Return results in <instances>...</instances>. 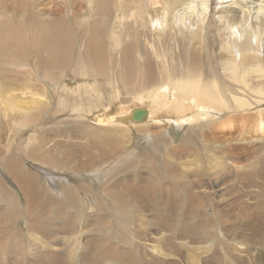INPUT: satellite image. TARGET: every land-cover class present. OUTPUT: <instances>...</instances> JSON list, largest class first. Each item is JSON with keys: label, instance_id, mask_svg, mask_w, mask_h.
I'll return each instance as SVG.
<instances>
[{"label": "bare ground", "instance_id": "bare-ground-1", "mask_svg": "<svg viewBox=\"0 0 264 264\" xmlns=\"http://www.w3.org/2000/svg\"><path fill=\"white\" fill-rule=\"evenodd\" d=\"M104 1L97 15L99 5L91 10V0H28L32 25L0 26V203L6 194L19 203L13 215L0 204V234L6 236L0 239V263L104 264L102 247L111 243L106 249L116 250L119 261H126L123 256L128 254L135 264H219L222 259L213 255L210 245L206 250L197 246L198 252L192 241L177 237L171 223V233L165 234L162 223L156 226L158 233L146 232L148 221H139L138 216L147 215L149 200L166 210L164 203L177 204L175 211L182 216L187 208L181 205L186 202L192 214L194 206L201 205L199 215H208L207 204L216 217L225 211L237 217H264V157L254 164L241 161L249 149L264 151V143L249 147L231 144L224 135L205 139L203 133L212 124L208 122L226 112L264 104V0ZM16 3L23 6V1ZM139 108L147 110L142 121L131 118ZM49 111L57 118L32 131L31 124ZM58 119L60 127L55 126ZM255 121L251 128L263 134L264 121ZM187 127H201L202 133L186 139L191 137L187 129L180 145H174L175 131ZM25 137L27 144L21 146ZM137 139L144 142L137 144ZM139 147L146 150L141 154L147 160L143 167L129 157ZM199 151L211 152L210 159L203 162ZM79 154L87 158L75 162ZM58 170H96L110 179L102 187L94 186L90 173L82 184L63 188L60 180L54 184L49 178L47 188L56 191L46 194L47 174L66 177ZM161 174L170 179L168 183H162ZM83 194L93 207L84 204ZM45 199L48 209L42 207ZM71 206L73 212L66 211ZM156 210L161 214L155 211L153 218L167 220L161 219L168 215L166 210ZM20 218L30 240L13 224ZM56 219L64 224L57 227ZM80 220L92 226L80 229ZM142 225L146 229L141 230ZM60 229L76 234L63 259L59 242L51 239ZM108 234L115 242L106 241ZM227 241V263L249 261L257 253L254 249L257 255L260 252L258 264L264 260L259 248H252L255 254L249 255V246L236 239Z\"/></svg>", "mask_w": 264, "mask_h": 264}, {"label": "rangeland", "instance_id": "rangeland-1", "mask_svg": "<svg viewBox=\"0 0 264 264\" xmlns=\"http://www.w3.org/2000/svg\"><path fill=\"white\" fill-rule=\"evenodd\" d=\"M3 0H1L0 1V4H2V5H0V26L2 25V26H6V27H12V28H15L16 29V27H18L19 25L20 26H25V25H32V23L33 22H31L32 21V19L30 18V17H28V12L29 11H31V9H33V7H31V5L29 6L28 5V0H26L27 1V3L25 2V0H16V1H14V0H4L3 2H2ZM23 1V6L22 5H17V3L16 2H18V4H21V2ZM39 1V0H38ZM40 1H44V0H40ZM56 1V0H55ZM57 1H61V2H63L64 3V1H66V2H68V0H57ZM14 2H15V4L17 5V6H15V4H14ZM100 2V3H99ZM108 2H112L111 0H108ZM11 3H13V4H11ZM27 4V6H26V4ZM38 3H40V2H38ZM42 3V2H41ZM11 4V5H10ZM95 4H98L99 5V10L97 11V12H95L97 15H100L101 14V7H104L105 5H106V3H105V1L104 0H91V2L90 3H88V6H90V8H91V10L93 9V6L95 5ZM5 5H10L9 7H6ZM3 6H5V8L3 7ZM20 6V7H19ZM22 6V7H21ZM27 8H26V7ZM31 8H29V7ZM1 7H3V8H1ZM18 7V8H17ZM9 8V9H8ZM12 8L15 10V8H16V11L17 10H19V12L17 11H15L14 12V10H12ZM22 8V9H21ZM11 9V10H10ZM29 11H28V10ZM8 10V12H6ZM103 10V9H102ZM13 11V12H12ZM27 11V12H26ZM20 12L22 13V14H20ZM88 13V12H87ZM17 14V15H16ZM25 14V15H24ZM22 15H23V17H22ZM88 15H89V13H88ZM26 17V18H25ZM89 17V16H88ZM42 18H52V17H50V16H44V17H42ZM14 20H16L15 22H14ZM21 20V21H20ZM20 21V22H19ZM14 22V23H13ZM19 22V24H17ZM25 22V23H24ZM21 23V24H20ZM16 24V25H15ZM23 24V25H22ZM12 25V26H11ZM16 27H15V26ZM14 26V27H13ZM19 28V27H18ZM17 28V29H18ZM36 79V78H35ZM40 82V81H39ZM44 83V82H43ZM104 93H106V94H109V92L107 91V90H104ZM87 95V94H86ZM245 111V110H244ZM241 111L240 113H236V112H226L225 114H223L222 115V117L221 118H219L218 120H216L215 122H213V121H211V122H208V123H212L210 126H208V127H210L213 131L210 133L209 131H208V127H206V128H204L203 129V133H204V137H205V139H215L216 138V136H215V134L217 135V136H223L224 138H227V140H228V142H232L231 144H237V143H242L244 146H249V147H254V145H258V144H261V143H264V132H263V134L262 133H258V132H256V131H254V129L253 128H251V127H254L255 128V126H256V124H254L255 122H258V121H255L257 118L258 119H260V122H261V120H262V122L264 121V104H263V106L262 107H255V108H252L251 107V109H248L247 111ZM72 112V111H71ZM47 116L44 118V119H41L39 122H36L35 124H31V127H34L33 129H32V131H35L37 128H39L41 125H43V124H46V123H52L57 117L55 116V114L53 113V112H51L50 113V111H49V113H47L46 114ZM227 115H229L228 117H227ZM227 117V118H226ZM232 117V118H231ZM235 117V118H234ZM243 118V119H242ZM226 119V120H225ZM218 123V127H217V123ZM227 123L228 125L229 124H232V126L231 127H225V128H223L222 129V125L224 124V123ZM259 122V123H260ZM261 122V123H262ZM60 123H61V121H60V119H58L57 121H56V123H55V126L56 127H60ZM214 123H216V124H214ZM254 125V126H253ZM219 127H221V128H219ZM188 129V131H187V134L188 135H191V137H187L186 139H192V137H198V136H200V134L202 133V129H201V127H197L196 129H193V130H190L188 127L183 131H175V134H176V136H175V143H174V145H180V138H182L183 137V135L182 134H186V130ZM221 129V130H220ZM220 130V132H218ZM253 130V131H252ZM155 130H153L152 132H154ZM248 131H249V133H248ZM218 132V133H217ZM139 134H141L140 132H139ZM132 139H134L133 138V136L131 137ZM230 138V139H229ZM241 138H245V139H241ZM234 139H235V141H234ZM134 140H136V139H134ZM138 140V142H137V144H139V143H141V142H144V140L143 139H141V140H139V139H137ZM149 141V137H148V140L146 141V142H144L145 143V146L147 145V142ZM162 143V145H163V147H164V142H161ZM27 144V138L25 137L24 139H22L21 140V143H20V145L21 146H23V145H26ZM130 145L133 147V143H132V141H131V143H130ZM223 148H224V146H222ZM145 148H143V147H139L137 150H135V152H134V154L132 155V156H129V157H135L136 158V160H137V162H138V165H139V167H143V166H146L147 165V160H145L144 159V157L141 155L142 154V152H146V150H144ZM164 149L166 150V151H168V149H166L165 147H164ZM226 149V148H225ZM250 150V149H249ZM248 150V153H247V156H246V158L247 159H245V155H243V159H241V161H242V163H245V162H247V163H249L250 162V164L252 163V164H254L255 163V159H258V158H262V157H264V154H263V150H260V151H249ZM132 151H134V149L132 150ZM251 152V153H250ZM255 152H259L258 154L257 153H255ZM260 152H262V153H260ZM249 154V155H248ZM263 154V155H262ZM197 155H199V158L201 159V160H203V162L205 161V160H208V159H210V155H211V152H203V151H199L198 153H197ZM197 155H195V156H193V157H186V159H193L194 157H196ZM251 155V156H250ZM256 155H258V156H256ZM250 156V157H249ZM254 158H253V157ZM262 156V157H261ZM249 157V158H248ZM84 158H87V157H85V156H82V155H80L79 154V156L78 157H76V161L75 162H79V161H82ZM245 159V160H244ZM249 159H250V161H249ZM252 159H254V160H252ZM30 161L34 164V163H36V162H34L33 160H31L30 159ZM157 161H160V159L159 160H157ZM124 164V163H123ZM158 164V163H157ZM44 167H48V166H45V165H43ZM108 168H106V170H107ZM139 169V168H138ZM143 172V175L144 176H148V172H146L145 170H147V169H141ZM153 170H155V172H156V169H153ZM59 172H64L65 174H67L66 175V177H64V178H59L58 177V175L57 174H53V173H50L51 175H49V174H47L44 178L47 180V182H46V184L43 182V180H42V182H43V185H44V187H45V192H46V194L50 191V190H52V191H56V189L53 187V186H50L49 187V189L47 188V186L46 185H48V180H49V178L51 179V180H54V181H52L53 183L55 182H57L58 180H60L61 181V183H63L62 185H64V187L63 188H65L66 186H73V185H76V184H82V182H84L85 180H87V179H89V178H91V177H88L87 179H86V177L85 176H90L91 174H92V176H93V181L95 180V184H93L94 186H99V187H102V186H100L102 183H104L107 179H110V176H109V174L108 175H101V176H99V171H96V170H94V171H90V173L89 172H87V171H84V172H76V171H68V173H67V171L65 172V171H63V170H58ZM58 171H56V172H58ZM154 172V174H157V173H155ZM80 173H82V174H84V176L83 175H80ZM121 176L123 175V173H121L120 174ZM126 175V174H125ZM1 176V175H0ZM160 177H162L163 178V176H162V174L160 175ZM161 178V179H162ZM169 180L170 179H162V183L163 184H166V183H168L169 182ZM244 182H245V184H246V180H244ZM5 183H7L8 185H11L10 184V182H5ZM54 183V184H55ZM249 184L251 185V183L249 182ZM62 185H59V187H58V189L61 191V186ZM248 185V184H247ZM12 187V186H11ZM9 188V187H8ZM254 188V186L253 185H251V189H253ZM13 189V188H12ZM248 188L246 187V190H247ZM14 190V189H13ZM14 192H15V190H14ZM62 192V191H61ZM5 197H3V201L0 203L1 204V206L3 207V210L6 212V213H8V214H11V215H13L12 214V210H14V209H16V208H18L19 207V203H18V201L17 200H12V197L11 198H9L8 197V194H6V195H4ZM48 196H51V195H47L46 196V198L48 197ZM0 197H2V196H0ZM82 198H83V200H84V204L86 205V206H89L90 208L91 207H93L94 205H91L90 206V202L87 200V199H85V197H84V194L82 195ZM108 198V197H107ZM44 201V200H43ZM148 202H149V204H146V208H147V210H149L148 212H147V215L145 214L146 212H143V214H145L144 215V217H146V218H144V217H142V216H138V218L140 217V220L139 221H148V222H145V224L147 223V224H149V226L148 225H145V227L146 228H148V229H146L145 227H143V225H142V228H141V230H143L144 228L146 229V230H144V231H146V232H148V231H152V232H149V233H158L159 231H160V226H159V228H156V226H158V223L160 224V223H162L163 224V226H164V229L166 230V233L165 234H167V231L169 232V233H171L172 231V228L170 227V225L172 224V226H174V228H177V230L178 231H176L177 233V237L178 238H186L187 240H189V241H192V245L195 247V248H197V246L198 247H201V246H205L204 247V249L205 248H209V245L212 247V251L213 252H215L213 255H216L220 260H221V263L219 262V264H229V263H227V261H225V259H224V256L226 255V252L228 251V247H227V240H232V239H236V241H240V243H242V245L243 246H245V247H248L249 248V250H250V252L252 251V253H250V252H248V254L249 255H253V254H255L253 251L255 250L257 253H258V251L256 250V249H252V248H259L258 250H260V251H264V246L262 247V245H264V230L262 231V229H263V224H264V219L262 220V218H264V217H258V216H238L237 217V215L235 214V213H230V211H225L223 214H220V215H222V216H217L216 217V212L213 210V208L211 207V206H207V204H206V206L204 207L205 208V211H206V213L208 214V215H206V216H203V215H199V214H201V212L198 210V206L199 207H202L201 205H195L194 207H196V213L195 214H192V213H190L189 211H188V208L190 207V205H188L186 202L184 203V205H181V207H185V208H187V210H186V212H185V214H184V216H182V215H180V214H177V211H175L176 209H178V206H177V208H176V205L174 204V203H170V202H168V205H166V203H164L165 204V206L168 208L167 210H166V208L164 207V205L162 204L161 206L159 205V207H158V205L157 204H155L154 205V203H152L151 201H149L148 200ZM173 204V205H172ZM151 205V206H150ZM36 206V205H35ZM42 207H46L47 209L48 208H50L49 207V204L47 203V201H46V199H45V201H44V203H43V205H42ZM160 207H162L164 210H166L167 212H168V215H162L163 217H161V219L162 220H164V217L165 218H167V220H164V221H161L160 219H155V218H153V217H155V216H157V215H155L154 213H155V211H156V214H158V213H160L161 214V212H159V210H156L157 208H160ZM171 207H173L172 209H171ZM55 208H57V206H55L54 208H52V209H55ZM151 209V210H150ZM170 209V211H168ZM41 210V208H39V209H37V211H36V213H39V211ZM73 210H74V208L71 206V207H68L67 208V210L66 211H69V212H73ZM66 211L64 212V215H63V217H62V219L65 217V215H66ZM153 212V213H152ZM169 212H171L172 214L170 215L169 214ZM174 212V213H173ZM166 212L164 211V214H165ZM228 213H230L231 215H230V217H229V214ZM153 216H152V215ZM167 214V213H166ZM176 214V215H175ZM197 214V215H196ZM173 215V216H172ZM224 215H226V216H224ZM159 216V215H158ZM172 216V217H171ZM225 218H224V217ZM233 216V217H232ZM96 217V216H95ZM143 218V220H141L142 218ZM173 217H174V219H173ZM175 217H177L176 219H175ZM198 217V218H197ZM220 217V218H219ZM232 217V218H231ZM249 217H251V218H249ZM255 217H257V219H255ZM147 218H148V220H147ZM156 221L157 220V223L155 222V224H154V220ZM182 218V219H181ZM217 218V219H216ZM229 220H228V219ZM253 218V219H252ZM21 220H18V219H16L15 221V223H13L14 222V220L12 221V223L13 224H16V226H18L19 227V229L21 230V231H23V236H24V239L26 238L27 240L30 238V235L27 233V232H25L24 231V219H22V218H20ZM62 219H56L54 222H56L55 223V225L57 224V227H60L61 225H63L64 224V221L62 220ZM87 219H90V218H86V220ZM146 219V220H145ZM173 219V220H172ZM219 219V220H218ZM61 220V221H60ZM110 220V219H109ZM153 220V221H152ZM175 220V221H174ZM179 221V223H178V221ZM187 220H189V221H187ZM209 220V221H208ZM257 220V221H256ZM90 221H92V219H90ZM132 221H135V218L133 217L132 218ZM137 221V220H136ZM161 221V222H160ZM170 221V222H169ZM173 221H174V223H173ZM184 221V222H183ZM216 221V222H215ZM61 222V223H60ZM63 222V223H62ZM88 221H86V222H84L85 224H83L82 223V221L80 220L79 222H78V225L77 226H79V228L81 229L82 227H83V225H86V224H89V223H91V222H89V223H87ZM164 222V223H163ZM169 222V223H168ZM176 222H177V225H176ZM189 224H187V223ZM66 223V222H65ZM82 225H81V224ZM171 223V224H170ZM186 223V224H185ZM202 223H203V225L205 226V227H203V225H202ZM154 224V225H153ZM157 224V225H156ZM169 224V225H168ZM201 224V225H200ZM152 225V226H151ZM188 225V226H187ZM191 225V226H190ZM219 225V226H218ZM221 225V226H220ZM254 225V226H253ZM259 225V226H258ZM15 226V225H14ZM87 226H92V225H87ZM97 227H98V225H96ZM148 226V227H147ZM154 226V227H153ZM179 226V227H178ZM187 226V227H186ZM199 226V227H198ZM200 226H202L203 228L201 229L200 228ZM217 226V227H216ZM262 226V227H261ZM54 227H56V226H54ZM85 227V226H84ZM151 227V228H150ZM165 227H167V228H165ZM169 227H170V229H169ZM184 227V228H183ZM210 227V228H209ZM66 228V227H65ZM99 228V227H98ZM161 228H162V226H161ZM262 228V229H261ZM55 229V228H54ZM77 229H78V227H77ZM163 229V230H164ZM187 229V230H186ZM189 229V230H188ZM217 229V230H216ZM226 229V230H225ZM259 229H260V231H259ZM185 230V231H184ZM193 230H194V232H193ZM201 230H202V232H205V233H202V235L203 236H201V235H198V233L200 232L201 233ZM204 230V231H203ZM220 230V231H219ZM258 230V231H257ZM188 231V232H187ZM165 232V231H164ZM185 232H187L186 233V235H185ZM191 232H193V233H191ZM197 232V233H196ZM216 232H218V234H219V232H220V234L218 235ZM225 232V233H224ZM2 233V232H1ZM79 233V230H78V232H77V234ZM180 233V234H179ZM181 233H182V235H181ZM223 233H224V235H223ZM4 234V235H3ZM76 235V234H74V233H71V230L70 231H65V230H59L58 231V234L57 235H55L54 237H52L51 239L52 240H54L56 243H58L59 242V247L61 248L60 249V254H61V256H62V259L64 258V256H66V254H67V250H69L70 249V247H71V245H72V242H73V239H75V238H73V235ZM184 234V235H183ZM197 234V235H196ZM216 234V235H215ZM71 235V236H70ZM79 236H80V233L78 234ZM98 235H99V233H98ZM189 235V236H188ZM216 237H215V236ZM221 235V236H220ZM2 236H3V238L4 237H6L5 236V233H2ZM2 236H1V234H0V239H1V241H2ZM29 236V237H28ZM68 236V237H67ZM78 236V237H79ZM184 236V237H183ZM215 238H214V237ZM217 236H218V238L219 239H217ZM227 236V237H226ZM259 236V237H258ZM65 237H67L68 239H66ZM75 237V236H74ZM189 237V238H188ZM195 237V238H194ZM221 237V238H220ZM237 237V238H236ZM197 238V239H196ZM205 240H204V239ZM211 238V239H210ZM223 238V239H222ZM228 238V239H227ZM23 239V238H22ZM200 239H202V240H200ZM213 239V240H212ZM218 241H216V240ZM221 239V240H220ZM30 240V239H29ZM204 240V241H203ZM256 240V241H255ZM106 241H114L115 242V237L114 236H111V234H108V236L106 237ZM223 241V242H222ZM226 241V242H225ZM261 241H263V243L261 242ZM181 242H183V241H181ZM216 243L217 244H219V245H217L216 246ZM258 243H260V244H258ZM215 244V245H214ZM250 244H252V245H250ZM110 245H111V243L110 244H108L105 248L104 247H102V249L105 251V256H104V264H135L134 262H132V261H130V257L128 258V254L126 255V256H123V258H125L126 259V261L124 260V261H119V260H116L115 259V252L114 251H116V250H114V251H112V250H107L106 248H108V247H110ZM254 245V246H253ZM256 245V246H255ZM259 245V246H258ZM210 247V248H211ZM216 247V248H215ZM220 247V248H219ZM224 247V248H223ZM201 248H203V247H201ZM198 249V248H197ZM227 249V250H226ZM199 250L200 249H198V252H199ZM206 250V249H205ZM215 250V251H214ZM220 250V251H219ZM211 251V253H213ZM226 251V252H225ZM218 252V253H217ZM210 253V252H209ZM221 253H222V255H221ZM257 253L255 254V255H253L252 257L251 256H249V261H251V262H249V261H246V258H245V255H244V253L242 254L243 255V257L245 258V260H243L244 258H241V260H243V262H242V264H258V262H257V256L260 254V252H259V254L257 255ZM264 253V252H263ZM212 255V254H211ZM257 255V256H256ZM130 256V255H129ZM247 256V257H248ZM256 257V258H255ZM94 258V257H93ZM93 258H91L90 259V261H92V260H94ZM122 258V259H123ZM99 259V258H98ZM252 259V260H251ZM65 260V259H64ZM129 260V262H127ZM247 260H248V258H247ZM253 260H256V262L254 261V263H253ZM231 261V260H230ZM230 261H228V262H230ZM130 262H132V263H130ZM232 262V261H231ZM230 262V264H232ZM248 262V263H247ZM238 263H241V261H239ZM261 264H264V260L263 261H261L260 262ZM259 263V264H260ZM1 264V263H0Z\"/></svg>", "mask_w": 264, "mask_h": 264}, {"label": "water", "instance_id": "water-1", "mask_svg": "<svg viewBox=\"0 0 264 264\" xmlns=\"http://www.w3.org/2000/svg\"><path fill=\"white\" fill-rule=\"evenodd\" d=\"M147 110L145 108H139L134 111V113L131 115V118L137 121H142L146 118Z\"/></svg>", "mask_w": 264, "mask_h": 264}]
</instances>
